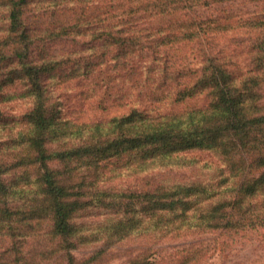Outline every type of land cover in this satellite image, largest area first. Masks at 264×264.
I'll return each instance as SVG.
<instances>
[{"label":"trees","instance_id":"16d2710c","mask_svg":"<svg viewBox=\"0 0 264 264\" xmlns=\"http://www.w3.org/2000/svg\"><path fill=\"white\" fill-rule=\"evenodd\" d=\"M230 1L234 0H61V4L51 0L55 8L75 9L73 14L79 8L85 11L87 5L96 10L82 28L67 21L50 30L53 37L68 41H75L76 35L81 41H95L92 52L97 62L93 69L91 63L78 66L83 68L80 74L101 71L107 62L114 73L120 111L89 121L63 115L55 103L56 92L43 82L53 57L34 55L35 41L22 39L20 10L28 0L10 1L7 31L15 39L6 58L20 65L31 87L26 126L19 132L20 164L39 165L40 194L56 234L71 235L70 219L81 205L79 192L66 184L65 170L56 165L63 161L100 162L142 149L148 170L176 164L182 153L203 148L240 161L241 168L256 160H260L258 169L264 168V141L253 136L264 133V95L257 92L264 91V0H257L260 5L246 16L197 13L199 8ZM222 37L242 43L232 49L214 44ZM85 48L91 50L89 45ZM191 100L204 101L165 111L168 106H187ZM4 169L0 168V223L11 210L1 205L7 206L13 194ZM258 174L260 183L264 171ZM194 188V183L160 184L144 189L143 196L162 211L161 205L187 200ZM156 222L150 221L148 228Z\"/></svg>","mask_w":264,"mask_h":264},{"label":"rangeland","instance_id":"374dc122","mask_svg":"<svg viewBox=\"0 0 264 264\" xmlns=\"http://www.w3.org/2000/svg\"><path fill=\"white\" fill-rule=\"evenodd\" d=\"M10 1L0 0V168H7L3 177L13 183V194L7 206L1 205L11 210L0 223V264H264V176L257 181L259 171H264L258 169L260 160L241 168L240 161L203 148L182 153L176 164L148 170L142 149L100 162L83 158L56 164L65 170L66 184L79 192L81 205L71 216V235L61 237L52 230V214L40 194L39 165L20 164L19 132L26 126L31 87L20 65L6 58L15 39L7 31ZM50 1L28 0L20 10L22 39L35 41L34 55L54 59L43 82L56 92L55 103L63 115L80 121L110 118L120 109L109 63L84 76L83 68L78 69L86 63L93 69L95 41H81L76 34L75 41L54 38L50 31L67 21L82 28L96 10L87 5L85 11L79 8L73 14L70 6L55 8ZM259 5L257 0H234L199 8L197 13L246 16ZM216 43L232 49L242 42L222 37ZM88 45L90 51L85 50ZM70 51L74 53L68 55ZM257 92L264 95L262 90ZM203 101L168 106L165 111ZM253 136L264 141L263 132ZM69 168L73 170L68 172ZM173 183H194L195 188L187 200L161 205L163 212L147 203L144 189ZM150 221H157L152 229Z\"/></svg>","mask_w":264,"mask_h":264}]
</instances>
